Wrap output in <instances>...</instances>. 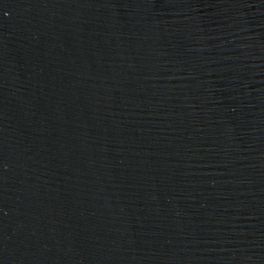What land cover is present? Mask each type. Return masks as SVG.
Returning <instances> with one entry per match:
<instances>
[{
  "label": "water",
  "instance_id": "95a60500",
  "mask_svg": "<svg viewBox=\"0 0 264 264\" xmlns=\"http://www.w3.org/2000/svg\"><path fill=\"white\" fill-rule=\"evenodd\" d=\"M0 264H264V0H0Z\"/></svg>",
  "mask_w": 264,
  "mask_h": 264
}]
</instances>
